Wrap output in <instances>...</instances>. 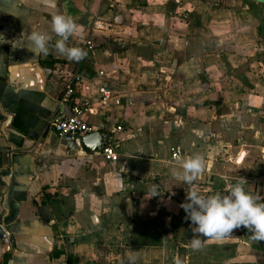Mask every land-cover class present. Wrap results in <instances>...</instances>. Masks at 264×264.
<instances>
[{"label": "crops", "instance_id": "crops-1", "mask_svg": "<svg viewBox=\"0 0 264 264\" xmlns=\"http://www.w3.org/2000/svg\"><path fill=\"white\" fill-rule=\"evenodd\" d=\"M54 12L78 25L83 59L55 50ZM32 31L50 33L47 55ZM73 72L85 122L122 126L115 162L51 128ZM173 148L204 156L202 194L243 177L264 202V0H0V264H264L244 228L191 249Z\"/></svg>", "mask_w": 264, "mask_h": 264}, {"label": "clouds", "instance_id": "clouds-1", "mask_svg": "<svg viewBox=\"0 0 264 264\" xmlns=\"http://www.w3.org/2000/svg\"><path fill=\"white\" fill-rule=\"evenodd\" d=\"M55 7V0H45ZM51 33L58 39L54 42L55 50L69 60L79 61L86 56V52L76 46H69L68 40L79 35V28L71 16L53 13L50 21ZM29 50L34 55H47L52 37L46 31H32L27 37ZM196 134L202 135L198 130ZM177 170L172 175L182 184L188 186L186 201L180 207L184 209L188 220L192 224L194 233L190 247L194 251L201 250L205 245L203 239H220L233 231L247 229L255 240H264V202L261 197L254 196L245 190L247 181L240 177L234 183L229 176L222 177L224 188L222 192L202 194L197 181L204 178L208 170L205 158L200 153L175 157ZM159 195L153 192L152 196ZM128 264H135L137 257L128 256Z\"/></svg>", "mask_w": 264, "mask_h": 264}, {"label": "built area", "instance_id": "built-area-1", "mask_svg": "<svg viewBox=\"0 0 264 264\" xmlns=\"http://www.w3.org/2000/svg\"><path fill=\"white\" fill-rule=\"evenodd\" d=\"M84 49H91L93 42L90 38H86L83 41ZM88 88L87 84L84 83L82 77L77 73L73 72L67 83L65 84L64 91L61 97L58 99V107L56 113L53 115L50 121V125L54 133L59 139L75 144L81 149L80 139L82 136L95 131L93 126L88 125L83 116L90 112V102L78 96V92ZM101 97L103 101L111 98L109 90L101 88ZM122 130V126L118 125L115 128L102 134V146L96 151V155L101 157L105 162H115L118 159V152L116 150V137L114 133ZM83 152V151H82ZM8 156L9 150L5 152ZM180 155L178 149H172V158ZM264 184V179L262 180ZM54 262V261H53ZM52 264H67L65 260H57Z\"/></svg>", "mask_w": 264, "mask_h": 264}, {"label": "water", "instance_id": "water-1", "mask_svg": "<svg viewBox=\"0 0 264 264\" xmlns=\"http://www.w3.org/2000/svg\"><path fill=\"white\" fill-rule=\"evenodd\" d=\"M80 146L86 154L98 151L102 146V134L100 131H92L80 139Z\"/></svg>", "mask_w": 264, "mask_h": 264}, {"label": "rangeland", "instance_id": "rangeland-1", "mask_svg": "<svg viewBox=\"0 0 264 264\" xmlns=\"http://www.w3.org/2000/svg\"><path fill=\"white\" fill-rule=\"evenodd\" d=\"M262 11H263V9H262ZM229 27H231V26H229ZM229 35H230V33H229ZM226 36V42H227V45H226V47H228V48H231L232 47V44H230V43H234V42H231L230 40H233L232 38H235L236 36L235 35H233V34H231L230 36ZM246 63H248V62H246Z\"/></svg>", "mask_w": 264, "mask_h": 264}, {"label": "trees", "instance_id": "trees-1", "mask_svg": "<svg viewBox=\"0 0 264 264\" xmlns=\"http://www.w3.org/2000/svg\"><path fill=\"white\" fill-rule=\"evenodd\" d=\"M55 255H59V253H58V252H56V253H55Z\"/></svg>", "mask_w": 264, "mask_h": 264}]
</instances>
